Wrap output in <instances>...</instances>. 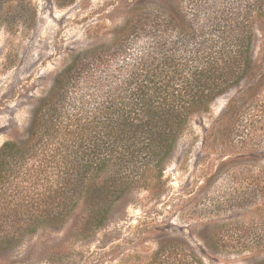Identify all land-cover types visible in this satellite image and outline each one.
<instances>
[{"label": "rangeland", "instance_id": "1", "mask_svg": "<svg viewBox=\"0 0 264 264\" xmlns=\"http://www.w3.org/2000/svg\"><path fill=\"white\" fill-rule=\"evenodd\" d=\"M195 3L16 1L0 29V147L25 134L56 77L70 68L69 77L127 69L152 42L134 35L140 17L208 18L205 0ZM114 50L126 54L99 69ZM250 55L248 75L192 119L164 171L122 197L103 227L85 236L90 211L79 206L60 230L41 228L10 248L0 246V264H150L163 245L183 240L205 264H250L247 253L229 249L209 255L203 240L216 233L214 222L230 228L264 215V13L253 18Z\"/></svg>", "mask_w": 264, "mask_h": 264}, {"label": "trees", "instance_id": "2", "mask_svg": "<svg viewBox=\"0 0 264 264\" xmlns=\"http://www.w3.org/2000/svg\"><path fill=\"white\" fill-rule=\"evenodd\" d=\"M16 1L0 0V29ZM205 4L204 19L140 17L134 35L152 42L127 69L69 77L70 68L54 79L25 134L0 147V246L41 228L60 230L79 206L90 211L85 236L103 227L122 197L164 171L192 119L248 75L253 18L264 13V0ZM123 51L105 55L98 68ZM256 216L231 229L212 223L216 233L203 239L209 255L229 249L264 264V215ZM150 264L205 262L183 240L163 245Z\"/></svg>", "mask_w": 264, "mask_h": 264}]
</instances>
